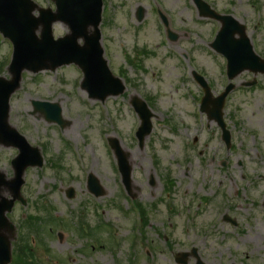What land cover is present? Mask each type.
<instances>
[{"label":"rangeland","instance_id":"rangeland-1","mask_svg":"<svg viewBox=\"0 0 264 264\" xmlns=\"http://www.w3.org/2000/svg\"><path fill=\"white\" fill-rule=\"evenodd\" d=\"M33 1L53 9L51 0ZM102 1L105 58L125 92L102 103L90 100L79 88L81 72L68 66L23 72L10 99L9 124L44 158L41 169L24 173L26 206L15 204L7 214L20 226L27 216L37 218L38 235L21 227L24 236L34 237L29 245L35 264H176L177 254L192 248L205 264H264V75L243 72L231 82L235 88L224 108L231 135L226 149L220 129L198 111L203 92L191 75H201L213 96L226 86L225 60L208 47L220 24L201 18L191 0ZM203 1L244 24L254 52L264 59V0ZM67 33L64 25H53L54 38ZM9 53L0 37L5 79ZM252 80L254 86H242ZM133 99L146 100L152 115L142 147L133 136L139 123ZM32 101L57 104L64 127L45 122ZM108 139L117 140L126 156L133 200L123 189ZM16 154L0 147L6 181ZM89 174L103 191L100 197L87 190ZM169 179L173 188L167 194ZM1 189L9 199L8 189ZM68 189L74 193L70 200ZM134 204L146 211L142 229ZM224 215L236 226L224 222ZM80 222L83 230L90 228L88 236L79 231Z\"/></svg>","mask_w":264,"mask_h":264},{"label":"water","instance_id":"water-1","mask_svg":"<svg viewBox=\"0 0 264 264\" xmlns=\"http://www.w3.org/2000/svg\"><path fill=\"white\" fill-rule=\"evenodd\" d=\"M200 7L201 3L194 0ZM54 2L58 5L57 0ZM14 6H16L14 4ZM7 4L0 0V8H6ZM201 8V7H200ZM7 9V8H6ZM101 3L100 0H64L63 6L57 7L56 13L50 14L47 19L44 14L33 20L29 13L28 16L22 13H11L0 15V30L15 45V54L9 74L11 81L7 82L0 78V144L4 146H13L19 150V154L12 165L14 169V178L10 182H4L0 176V187L7 186L11 201L0 196V264H6L9 261V242L3 232L10 229V225L4 219V213L10 211L15 200L19 199L20 187L23 184V173L28 166L42 165V159L39 150L31 148L26 140L20 136L17 131L8 125V100L10 95L19 88L21 80V72L28 70L38 72L42 69L54 70L61 65L76 64L83 70L85 79L82 85L83 89L89 92L91 97L104 99L108 95H118L124 90L120 81L113 79L107 73L105 64L101 58L99 49L98 24L100 22ZM138 19H141V11L138 13ZM223 24L229 19L224 18ZM56 21H62L67 24L70 34L57 41H53L51 37V25ZM234 29L230 31H222L216 46L218 51L222 52L229 58L228 75L232 79L239 71L244 68H252V53L248 46V41L244 38L243 29L234 22L229 21ZM42 25L41 39H36L33 34L38 25ZM92 29H91V28ZM240 35L239 40H234L232 35L236 32ZM82 39L84 44L79 46L78 40ZM221 39H224L220 44ZM237 41V42H233ZM254 64L257 60L253 57ZM232 89L229 86L227 93ZM225 94L219 98L212 100L209 94L203 101V112H206L211 119H215L223 128L221 122V108ZM211 105V108H209ZM53 116H47L49 120L60 122V110L57 106H52ZM141 114L143 125L140 129L138 138L143 141L145 135L150 131L148 122L149 116L146 111L138 110ZM52 117V118H51ZM224 135H227L224 132ZM112 148L124 167V158L119 154L117 145L112 142ZM127 171V170H126ZM127 183L129 173L126 172ZM185 255H182V259ZM180 261H183V260ZM196 264H202L199 260Z\"/></svg>","mask_w":264,"mask_h":264},{"label":"bare ground","instance_id":"bare-ground-1","mask_svg":"<svg viewBox=\"0 0 264 264\" xmlns=\"http://www.w3.org/2000/svg\"><path fill=\"white\" fill-rule=\"evenodd\" d=\"M134 157L138 158V154H137V153L134 154ZM132 162H134V161H133V158H132Z\"/></svg>","mask_w":264,"mask_h":264}]
</instances>
